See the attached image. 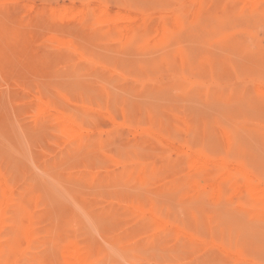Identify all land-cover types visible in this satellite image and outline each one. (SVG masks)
Masks as SVG:
<instances>
[{
    "label": "rangeland",
    "instance_id": "374dc122",
    "mask_svg": "<svg viewBox=\"0 0 264 264\" xmlns=\"http://www.w3.org/2000/svg\"><path fill=\"white\" fill-rule=\"evenodd\" d=\"M1 1L2 262L264 264V0Z\"/></svg>",
    "mask_w": 264,
    "mask_h": 264
},
{
    "label": "bare ground",
    "instance_id": "6f19581e",
    "mask_svg": "<svg viewBox=\"0 0 264 264\" xmlns=\"http://www.w3.org/2000/svg\"><path fill=\"white\" fill-rule=\"evenodd\" d=\"M0 1H1V0H0ZM101 1H102V0H101ZM1 2H2V1H1ZM69 2H70V1H69ZM88 2H90V0H89ZM258 2H259V0H258ZM99 3H100V2H99ZM104 3H105V2H104ZM82 4H83V3H82ZM86 4H88V3H86ZM200 4H201V3H200ZM202 4H203V3H202ZM252 4H253V2H252ZM257 4H258V3H257ZM257 4H256V5H257ZM23 5H25V4H23ZM62 5H64V4H62ZM90 5H91V4H90ZM90 5H89V6H90ZM197 5H198V4H197ZM100 6H101V5H99V8H100ZM102 6H103V5H102ZM253 6H255V5H253ZM0 7H1V6H0ZM22 7H23V6H22ZM61 7H63V6H61ZM73 7H74V6H73ZM81 7H82V6H81ZM196 7H197V6H196ZM23 8H25V7H23ZM23 8H22V9H23ZM41 8H42V7H41ZM43 8H44V7H43ZM65 8H66V7H65ZM68 8H69V7H68ZM79 8H80V7H79ZM79 8H78V9H79ZM97 8H98V6H97ZM249 8H250V7H249ZM262 8H263V7H262ZM29 9H30V7H29ZM66 9H67V8H66ZM73 9H74V8H73ZM101 9H103V8H101ZM126 9H128V8H126ZM202 9H203V8H202ZM250 9H251V8H250ZM250 9H249V10H250ZM256 9H257V8H256ZM43 10H44V9H43ZM58 10H59V9H58ZM62 10H63V9H62ZM103 10H104V9H103ZM30 11H31V10H30ZM41 11H42V10H41ZM52 11H53V10H52ZM52 11H51V13H52ZM66 11H68V10H66ZM80 11H83V10L81 9ZM101 11H102V10H101ZM122 11H123V10H122ZM124 11H125V10H124ZM124 11H123V12H124ZM126 11H128V10H126ZM193 11H194V10H193ZM42 12H43V11H42ZM103 12H104V11H103ZM194 12H195V11H194ZM194 12H193V13H194ZM256 12H257V11H256ZM66 13H67V12H66ZM66 13H65V14H66ZM71 13H72V12H71ZM78 13H79V12H78ZM78 13H77V14H78ZM83 13H84V12H83ZM98 13H99V12H98ZM121 13H122V12H121ZM136 13H138V12H136ZM136 13H135V16H137ZM253 13H254V12H253ZM63 14H64V12H63ZM73 14H74V12H73ZM80 14H82V13H80ZM94 14H95V13H94ZM117 14H119V13H117ZM117 14H116V19H117ZM127 14H129V11H128V13L125 14V16H127ZM35 16H36V14H35ZM70 16H71V14H70ZM78 16H79V14H78ZM100 16H101V13H100ZM119 16H122V14H119ZM133 16H134V14H133ZM140 16H141V13H140ZM140 16H139V17H140ZM191 16H192V14H191ZM36 17H37V16H36ZM40 17L42 18V14H41V16L38 17V20H39V21L41 20ZM63 17H64V16H63ZM66 17H67V16H66ZM74 17H75V16H74ZM127 17H129V16H127ZM127 17H126V18H127ZM194 17H195V13H194ZM21 18H23V17H21ZM67 18H68V17H67ZM118 18H119V17H118ZM136 18H137V17H136ZM136 18H133V19H136ZM146 18H147V17H146ZM146 18H145V19H146ZM199 18H201V16H200ZM199 18H198V19H199ZM2 19H3V18H2ZM18 19H19V18H18ZM27 19H28V18H27ZM27 19H26V20H27ZM78 19H79V18H78ZM121 19H123V18H121ZM124 19H125V17H124ZM130 19H131V18H130ZM130 19H128V21H130ZM142 19H143V18H142ZM198 19H197V20H198ZM14 20H15V19H14ZM16 20H17V19H16ZM24 20H25V16H24ZM32 20H33V18H32ZM36 20H37V18H36ZM73 20H74V19H73ZM117 20H118V19H117ZM158 20H159V19H158ZM166 20H167V19H165V20H163V21L165 22ZM176 20H177V19H176ZM195 20H196V19L194 18V21H195ZM3 21L6 22L5 19H3ZM20 21H21V19H20ZM20 21H19V22H20ZM81 21H82V19L80 20V22H81ZM100 21H101V20H100ZM125 21H126V20H125ZM134 21H135V20H134ZM144 21H145V20H144ZM144 21H143V23H144ZM167 21H168V20H167ZM4 22H3V23H4ZM13 22H14V21H13ZM17 22H18V21H16L15 24H16ZM25 22H26V24H27V21H25ZM80 22H79V23H80ZM118 22H119V21H118ZM141 22H142V21H141ZM168 22H170V21H168ZM173 22H174V20H173ZM181 22H183V21H181ZM181 22H180V24H181ZM203 22H204V21H203ZM6 23L8 24V23H10V22L8 21V22H6ZM21 23H23V21H21ZM21 23L19 24V26H20V25L22 26ZM33 23H34V22H33ZM77 23H78V22H77ZM98 23H99V22H98ZM107 23H108V22H107ZM110 23H111V22H110ZM122 23H123V21H122ZM134 23H135V22H134ZM148 23H149V21L147 22V24H148ZM157 23H158V21H157ZM7 24H6V25H7ZM12 24H13V25H12ZM12 24H11L12 26L15 25L14 23H12ZM26 24H24V26H25ZM36 24H38V23H36ZM80 24H82V23H80ZM137 24H138V23H137ZM161 24H162V23H161ZM192 24H193V23H192ZM27 25H29V26L31 25V26H32L31 22H30L29 24H27ZM114 25H115V24H114ZM134 25H135V24H134ZM145 25H146V24H145ZM3 26H4V25H3ZM15 26H16V25H15ZM34 26H36V25H34ZM101 26H103V25H99V27H101ZM106 26H107V25H106ZM112 26H113V25H111V27H112ZM116 26H118V23L116 24ZM124 26H126V25L124 24ZM128 26H129V25H128ZM135 26H136V25H135ZM146 26H147V28H148V25H146ZM172 26H173V24H172ZM178 26H179V25H178ZM16 27H18V26H16ZM25 27H26V26H25ZM107 27H108V26H107ZM122 27H123V26H122ZM133 27H134V26H133ZM144 27H145V26H144ZM144 27H143V28H144ZM179 27H180V26H179ZM179 27L177 28V30L179 29ZM204 27H205V26H204ZM2 28H4V27H2ZM11 28H12V27H11ZM97 28H98V27H97ZM119 28H120V27H119ZM143 28H142L141 30H144V29L146 30V28H144V29H143ZM175 28H176V27H174V29H175ZM28 29H30V28L28 27ZM102 29H103V28L101 27V30H102ZM108 29H109V28H108ZM137 29H138V28H137ZM139 29H140V28H139ZM151 29H152V28H151ZM157 29H158V28H157ZM10 30H11V29H10ZM21 30H22V29H20V33H21ZM96 30H98V29H96ZM96 30H95V31H96ZM101 30H100V31H101ZM153 30H156V27H155V29L153 28ZM153 30H152V33H153V32H155V33L157 32V30H156V31H153ZM172 30H173V29H172ZM175 30H176V29H175ZM177 30H176V33H180V30H179V32H178ZM186 30H187V29H186ZM26 31H27V30H26ZM30 31H31V29L28 30L29 33H30ZM89 31H90V33H91V30H89ZM107 31H108V30H107ZM164 31H165V30H164ZM164 31H163V32H164ZM197 31H198V29H197ZM23 32L26 33L24 29H23ZM31 32H32V31H31ZM59 32H60V31H59ZM84 32H85V31H84ZM96 32H97V31H96ZM119 32H120V29H119ZM144 32H145V31H144ZM146 32H147V31H146ZM168 32H169V31H168ZM187 32H188V30H187ZM209 32H210V31H209ZM60 33H62V32H60ZM88 33H89V32H88ZM90 33H89V35H92V33H91V34H90ZM110 33H111V32H110ZM112 33H113V32H112ZM158 33H159V32H158ZM0 34H1V33H0ZM21 34H23V33H21ZM21 34H20V35H21ZM33 34H34V33H33ZM46 34H47V35L49 34V36H50V33H47V32H46L45 35H46ZM53 34H54V33H52V35H53ZM55 34H56V33H55ZM55 34H54V35H55ZM94 34H95V33H94ZM94 34H93V35H94ZM133 34H134V33H133ZM162 34L164 35L165 33H162ZM184 34H185V33H184ZM3 35H4V37H5V34H3ZM3 35H2V36H3ZM6 35H7V34H6ZM8 35H9V34H8ZM10 35H11V34H10ZM10 35H9V36H10ZM24 35H26V34H24ZM24 35H23V38H24V37L26 38V36H24ZM104 35H106V34L103 32V35H102V36H104ZM117 35H118V34H117ZM156 35H157V34H155L154 37H156ZM198 35H199V34H198ZM0 36H1V35H0ZM29 36H30V34H29ZM34 36H35V35H34ZM43 36H44V35H43ZM94 36H95V35H94ZM107 36H108V35H107ZM120 36H121V34H120ZM126 36H129V32H128V35H127V31H126ZM131 36H132V35H131ZM131 36H130L129 39H131ZM133 36H134V35H133ZM164 36L167 37V34L164 35ZM176 36H177V34H176ZM176 36H175V37H176ZM180 36H182V37H181L182 40H180L181 42H183V37H184V38L187 37V36L185 37V35H183V33H182ZM20 37H21V36H20ZM20 37H19V38H20ZM35 37H36V36H35ZM44 37H45V36H44ZM44 37H41V40H42V38H44ZM51 37H54V36H51ZM51 37H50V38H51ZM86 37H89L88 34L86 35ZM23 38H22V39H23ZM38 38H39V40H40V37H36V39L33 37L32 40H37V41H38ZM54 38H57V37H54ZM163 38H164V37H163ZM168 38H169V36H168ZM178 38L180 39L179 36H178ZM7 39H8V38H7ZM20 39H21V38H20ZM20 39H19V40H20ZM44 39H46V38H44ZM44 39H43V41H44ZM47 39H48V38H47ZM52 39H53V38H52ZM62 39H63V37H62ZM85 39H86V38H85ZM87 39H88V38H87ZM124 39H125V35H124ZM126 39H128V38H126ZM132 39L134 40L133 37H132ZM137 39H139V38L137 37ZM137 39H136V41H137ZM164 39H165V38H164ZM170 39H171V38H170ZM186 39H187V38H186ZM186 39H185V40H186ZM0 40H1V39H0ZM17 40H18V39H17ZM25 40H27V43H29L28 45L30 46V42H28L29 37H28V39H25ZM32 40L30 39L31 44L33 43ZM53 40H54V39H53ZM53 40H52V41H53ZM55 40H56V39H55ZM55 40H54V42H55ZM120 40H121V39H120ZM175 40H177V39L175 38ZM10 41H11V40H10ZM10 41H9V42H10ZM21 41H22V40H20V42H21ZM52 41H51V43H52ZM131 41H132V40H131ZM159 41H160V40H159ZM159 41H158V43L161 42V41H160V42H159ZM178 41H179V40H178ZM186 41H188L187 44H186ZM186 41L184 42L186 45H188V46H191V45H192V47L188 48L189 51H188V49L186 48L187 46H184V45H183L184 48L187 49V52H190V55H191V54H192V55H193V54L196 55V52H197V51L199 52V47H200V46H202V47H201L202 49L200 48V50H202V52H203V47H204L203 45H200V46H197V47H196V46H193V44H190L191 41H189V39H187ZM1 42H3V41L1 40ZM24 42L26 43V41H24ZM24 42H23V43H24ZM39 42H40V41H39ZM45 42H47V41L45 40ZM45 42H44V44H45ZM117 42L122 44L124 41H123V42H121V41H120V42L117 41ZM117 42H116V43H117ZM137 42H139V40H138ZM181 42H180V43H181ZM198 42H199V40H197V44H198ZM3 43H4V42H3ZM3 43H2V44H3ZM40 43H41V42H40ZM49 43H50V42H49ZM57 43H59V42H57ZM69 43H70V42H69ZM116 43H114V44L116 45ZM151 43H152V42H151ZM151 43H150L151 46L154 45V44H151ZM154 43H155V42H154ZM158 43H157V45H158ZM161 43H164V42H161ZM161 43H160V45H162ZM184 43H182V44H184ZM33 44L35 45V41H34ZM44 44H43V42H42V45H44ZM46 44H47V43H46ZM52 44H53V43H52ZM52 44H51V45H52ZM77 44H78V43H77ZM133 44H134V43H133ZM197 44H196V45H197ZM23 45H24V44H23ZM51 45H50V46H51ZM53 45H54V44H53ZM56 45H58V44H56ZM61 45H63V47H64V43L61 44ZM81 45H82V44H81ZM103 45H104V44H103ZM112 45H113V44H112ZM122 45H123V44H122ZM134 45H135V44H134ZM163 45H164V44H163ZM194 45H195V44H194ZM29 46H28V47H29ZM35 46H36V45H35ZM50 46H49V47H50ZM70 46H71V43H70ZM70 46H69V47H70ZM76 46H78V45H76ZM79 46H80V45H79ZM125 46H126V47H125ZM135 46H136V45H135ZM140 46H141V44H140ZM166 46H167V45H166ZM15 47H16V44H15ZM56 47H57V46H56ZM65 47H66V46H65ZM80 47H81V48H84V46H80ZM80 47H79V48H80ZM119 47H120V46H119ZM121 47H122V46H121ZM156 47H157V46H155V48H156ZM172 47H173V46H172ZM195 47L197 48V51H196ZM207 47H209V46H207ZM26 48H27V47H25V49H26ZM37 48H38V47H37ZM75 48H77V47H75ZM91 48H92V47H91ZM91 48H90V49H91ZM124 48H127V45H124ZM124 48H123V49H124ZM134 48H138V47H134ZM152 48H154V47L152 46ZM152 48H151V49H152ZM162 48H163V47H162ZM167 48H168V47H167ZM174 48H175V47H174ZM191 48H194L195 51H194V50H191ZM25 49H24V50H25ZM27 49H28V48H27ZM27 49H26V50H27ZM47 49H48V46H47ZM56 49H58V47H57ZM63 49H64V48H63ZM67 49H69V48H67ZM67 49H65V50H67ZM84 49H85V52L90 50V49H89V50L86 49V47H85ZM84 49H80V54L82 53L81 50H84ZM113 49H114V48H113ZM142 49H143V47H142ZM168 49L171 50L170 46H169ZM205 49H206V47H205ZM205 49H204V50H205ZM20 50H21V48H20ZM48 50H50V49H48ZM77 50H78V48H77ZM77 50H76V53L78 52ZM127 50L130 51V48L128 47ZM133 50H134V49H133ZM157 50H158V49H157ZM159 50H160V49H159ZM161 50H162V49H161ZM27 51H28V50H27ZM32 51H34V50L32 49ZM52 51H53V50H50V52H51L53 55H55V54H54V51H53V52H52ZM56 51H57V50H56ZM70 51H71V54L76 55V54H75V51H74V52H72V50H70ZM70 51L68 50L67 52L70 53ZM109 51H112V50L109 49ZM109 51H108V52H109ZM114 51H115V50H114ZM129 51H126V52H129ZM134 51H135V50H134ZM163 51H164V50H163ZM163 51H162V52H163ZM191 51H192V53H191ZM22 52H23V51H22ZM34 52H35V51H34ZM37 52H38V51H37ZM48 52H49V51H48ZM58 52H59V51H58ZM60 52H61V51H60ZM85 52H84V53H85ZM89 52H91V50H90ZM112 52H113V51H112ZM112 52H111V53H112ZM124 52H125V50H124ZM124 52H123V53H124ZM165 52H166V51H165ZM27 53H28V52H27ZM42 53H43V52H42ZM51 53L46 54V55H52ZM86 53H87V52H86ZM117 53L119 54L120 51H118ZM117 53H116V54H117ZM169 53H170V52H169ZM33 54H34V53H33ZM56 54H57V52H56ZM77 54H78V53H77ZM90 54H91V53H88L89 57H91ZM118 54H117V55H118ZM156 54H157V53H156ZM186 54H187V53H186ZM23 55L25 56V54H23ZM29 55H30V53H29ZM34 55H35V54H34ZM34 55H33V56H34ZM41 55H42V54H41ZM53 55H52V56H53ZM74 55H73V56H74ZM107 55H108V53H107ZM117 55H115V56H117ZM142 55H144V54H142ZM182 55H183V54H182ZM188 55H189V53L187 54V57H190V55H189V56H188ZM195 55H194V56H195ZM31 56H32V55H31ZM33 56H32V57H33ZM35 56H36V55H35ZM43 56H44V57H47V56H45V55H43ZM55 56H56V55H55ZM76 56H78V55H76ZM81 56L83 57V56H85V54L82 53ZM149 56H150V55L148 54V57H149ZM167 56H168V55H167ZM210 56H211V54H210ZM32 57H31V58H32ZM37 57H38V54H37ZM44 57H43V59H44ZM168 57L170 58V56H168ZM27 58H28V56H27ZM75 58H76V57H75ZM78 58H79V57H78ZM83 58H84V57H83ZM86 58H88V56H87ZM86 58H84V59H86ZM151 58H152V57H151ZM156 58H157V57H156ZM156 58H154V60H155ZM180 58H181V56H180ZM192 58H193V57H192ZM29 59H30V58H29ZM147 59H148V58H147ZM188 59H189V58H188ZM212 59H213V58H212ZM212 59H211V60H212ZM75 60H76V59H75ZM86 60H87V59H86ZM92 60H93V59H92ZM184 60H185V59H184ZM45 61H46V59H45ZM48 61H50V59H49ZM48 61H47V62H48ZM148 61H149V60H147V62H148ZM151 61H152V60H151ZM185 61H186V60H185ZM52 62H53V61H52ZM67 62L69 63V61H67ZM84 62H85V61H84ZM95 62H96V61H95ZM95 62H94V63H95ZM152 62H153V61H152ZM32 63L35 64V63H36V60H35V61H32ZM74 63H75V61H74ZM74 63H73V64H74ZM87 63H89V62H87ZM97 63H100V62H96V64H97ZM154 63H155V62H154ZM164 63H165V62H164ZM180 63H181V62H180ZM184 63H185V62H184ZM211 63H213V62H211ZM34 64H33V65L31 64V65L34 66ZM49 64H50V63H49ZM77 64H78V63H77ZM100 64H101V63H100ZM147 64H149V63H147ZM181 64H182V63H181ZM43 65H44V64L42 63V65H39V66H43ZM84 65H85V64H84ZM103 65H104V64H103ZM149 65H150V64H149ZM36 66H37V65H36ZM47 66H48L47 68H48V70H49V65H47ZM70 66H71V65H70ZM72 66H74V65H72ZM72 66H71V67H72ZM79 66H81V65H79ZM91 66H94V65L91 64L89 67H91ZM137 66H138V64H137ZM142 66H143V65H142ZM153 66H155V65H153ZM37 67H38V66H37ZM45 67H46V65H45ZM96 67H98V66H96ZM101 67H102V66H101ZM103 67H104V66H103ZM263 67H264V66H263ZM18 68L20 69V71H21V70L23 71V69H21L20 67H18ZM18 68H17V69H18ZM41 68H43V67H41ZM47 68H46V69H47ZM50 68H51V66H50ZM78 68L80 69V67H78ZM146 68H147V66H146ZM148 68H149V67H148ZM156 68H157V67H156ZM70 69H71V68H70ZM104 69H105V67H104ZM150 69H151V68H150ZM27 70H28V69H27ZM27 70H26V71H27ZM110 70H111V69H110ZM152 70H153V69H152ZM22 71H21V73H23V74H24V73L27 74V73L30 72V71L24 72L25 70H24L23 72H22ZM34 71H35V70H34ZM37 71H39V69H37ZM45 71H47V70H45ZM113 71H114V69H113ZM141 71H142V69H141ZM72 72H73V71H72ZM74 72H75V71H74ZM120 72H121V71H120ZM154 72H156V71L154 70ZM154 72H153V73H154ZM36 73H37V72H36ZM76 73H77V72H76ZM114 73H116V71H114ZM30 74H31V73H30ZM30 74H29V75H30ZM32 74H33V71H32ZM117 74H118V70H117ZM120 74H121V73H119V75H120ZM121 75H122V74H121ZM124 77H125V76H124ZM121 78H122V77H121ZM25 80H26V79L24 78L23 81H25ZM1 81H2V80L0 79V82H1ZM27 81H28V80H27ZM27 81H26V82H27ZM19 82H21V79H20ZM26 82H25V84H27ZM29 83H30V82H29ZM66 83H67V82H66ZM8 84H9V83H8ZM22 84H23V83H22ZM1 85H3V83H2ZM23 85H24V84H23ZM18 86L20 87V83H19ZM26 86H27V88H28L29 85L27 84ZM26 86H24V87H26ZM0 87H2V86H0ZM24 87H23V88H24ZM29 87H30V86H29ZM33 87H34V85H33ZM6 88H7V87H6ZM27 88H26V89H27ZM73 89H74V88H73ZM259 89H260V88H259ZM0 90H1V88H0ZM4 91H5V90H4ZM4 91H3V93H4ZM33 91H34V88H33ZM6 92L8 93V90H6ZM262 92H264V91L262 90ZM262 92H261V94H262ZM28 93H29V92H28ZM30 93L33 95V93H32L31 91H30ZM37 94H38V93H37ZM242 94H243V93H242ZM35 95H36V94H35ZM37 96H38V95H37ZM74 96H75V95H74ZM242 96H243V95H242ZM30 97H31V96H30ZM40 97H41V96H40ZM40 97H39V98H40ZM43 97H44V96H43ZM21 98H22V97L20 96V99H21ZM23 98H24V97H23ZM35 98H36V97H35ZM52 98H53V97H52ZM18 99H19V98H18ZM44 99H45V98H44ZM241 99H242V98H241ZM23 100H24V99H23ZM19 101H20V100H19ZM19 101H18V102H19ZM45 101H46V99H45ZM45 101H44V102H45ZM30 102H32V101H30ZM30 102H28V103H30ZM47 102H49V100H47ZM53 103H54V102H53ZM50 104H51V103H50ZM35 105H36V104H35ZM43 105H44V104H43ZM55 105H56V104H55ZM57 105H58V104H57ZM60 106H61V105H60ZM34 107H35V106H34ZM52 107H53V106H52ZM58 107H59V106H58ZM61 107H62V106H61ZM27 108L29 109L28 106H27ZM35 108H36V107H35ZM41 108H42V107H41ZM41 108H39V110H41ZM45 108H46V106H45ZM55 108H56V109H55ZM55 108L53 107V109H55V111H56L58 108H57L56 106H55ZM246 108H247V107H246ZM31 109H32V106H31ZM43 109H44V108H43ZM49 109H50V107H49ZM62 109H64V108H62ZM197 109H200V108L197 107ZM36 110H37V109H36ZM39 110H38V111H39ZM38 111H37V116H38ZM44 111H45V110H44ZM44 111H43V112H44ZM49 111H50V110H49ZM68 112H69V111H68ZM44 113H45V112H44ZM48 113H49V112H48ZM45 114H46V113H45ZM32 115H33V114H32ZM41 115H42V114H41ZM41 115H40V116H41ZM70 115H71V114H70ZM27 116H28V115H27ZM40 116H39V117H40ZM47 116H48V114H47ZM49 116H50V113H49ZM51 116H52V115H51ZM58 116H59V115H58ZM210 117H212V116L210 115ZM31 118H33V117L31 116ZM48 118H49V117H48ZM48 118H46V119H48ZM50 118H51V117H50ZM68 118H69V117H68ZM33 119H36V118H33ZM41 119H42V118H41ZM51 119H53V118H51ZM63 119H64V118H63ZM65 119H66V118H65ZM65 119H64V120H65ZM69 119H70V118H69ZM69 119H68V120H69ZM55 120H56V119H55ZM61 120H62V118H61ZM68 120H66V126L68 125V123H69L70 125L72 124L70 121L68 122ZM39 121L43 122V119H42V120H39ZM49 121L52 122L53 120H50V119H49ZM49 121H48V122H49ZM41 122H40V123H41ZM48 122L45 121V123H47L48 126H50L51 124L48 123ZM55 122H56V121H55ZM55 122H54V123H55ZM67 122H68V123H67ZM32 123H33V122H32ZM60 123H61V121H60ZM33 124H34V123H33ZM41 124H42V123H41ZM52 124H53V123H52ZM31 126H32V125H31ZM33 126H34V125H33ZM33 126H32V127H33ZM66 126H65V128H67ZM32 127H30V128L32 129ZM36 127H37V125H36ZM46 127H47V126H46ZM51 127H52V126H51ZM70 128H72V126H71ZM33 129H35V128H33ZM63 129H64V128H63ZM67 129H68V128H67ZM67 129H66V130H67ZM64 130H65V129H64ZM69 130H70V129H69ZM67 131H68V130H67ZM70 131H72V129H71ZM221 131H222V130H221ZM73 132H74V131H73ZM85 132H86V131H85ZM53 134H54V133H53ZM66 134H67V133H66ZM72 134H73V133H72ZM38 135H39V133H38ZM225 135H226V134H225ZM67 136H68V135H67ZM69 137H70V136H69ZM69 137H68V138H69ZM76 137H77V136H76ZM72 139H74V137H73ZM1 140H2V139H1ZM70 140H71V139H70ZM88 140H89V139H88ZM68 141H69V139H68ZM83 142H84V141H83ZM205 142H206V140H205ZM6 145H7V144H6ZM80 146H81V145H80ZM83 146H84V144H83ZM81 148H82V146H81ZM207 151H208V150H207ZM196 158H197V157H196ZM199 159H200V158H199ZM200 160H201V159H200ZM208 160H209V159H208ZM195 161H196V160H195ZM198 161H199V160H198ZM170 163H171V162H170ZM200 163H201V162H200ZM195 165H196V164H195ZM197 165H198V164H197ZM206 165H208V164H206ZM212 165H213V164H212ZM212 165H211V166H212ZM199 166H200V165H199ZM216 166H218V164H217ZM201 167H204V166H201ZM209 167H210V165H209ZM206 168H207V167H206ZM206 168H204V169L206 170ZM222 168H225V167H222ZM229 168H230V167H229ZM232 168H233V166H232ZM33 169H34V168H33ZM204 169H202V170L205 171ZM240 169H241V168H240ZM95 170H96V169H95ZM95 170H94V171H95ZM200 170H201V169H200ZM215 170H216V169H215ZM220 170H222V169H220ZM220 170H218V171H220ZM224 170H225V169H224ZM227 170H228V169H227ZM90 172H91V171H90ZM132 172H133V171H132ZM151 172H152V171H151ZM193 172H194V171H193ZM198 172H199V171H198ZM152 173H153V172H152ZM191 173H192V172H191ZM147 174H148V172H147ZM234 174H235V173H233V177L235 178L236 176H234ZM148 175H149V174H148ZM235 175H236V174H235ZM206 176H207V175H206ZM90 177H91V176H90ZM143 177H146V175L143 176ZM143 177H142V178H143ZM216 177H217V176H216ZM216 177H215V180H216ZM227 177H228V178L232 177V174H231L229 171H223L221 178H227ZM87 178H89V177L87 176ZM240 178H241V177H240ZM89 179H90V178H89ZM199 179H201V178H199ZM199 179H198V180H199ZM202 179L204 180V177H203ZM202 179H201V181H202ZM206 179H207V178H206ZM217 179H218V178H217ZM219 179H220V178H219ZM242 179H243V176H242ZM141 180H143V179H141ZM233 180H234V179H233ZM236 180H237V178H236ZM243 180H244V179H243ZM243 180H242V181H243ZM199 181H200V180H199ZM199 181H198V182H199ZM216 181H217V180H216ZM234 181H235V180H234ZM234 181L231 182V183L234 184ZM251 181H252V180H251ZM194 182H195V180H194ZM243 182H244V181H243ZM252 182H253V181H252ZM254 182L256 183V181H254ZM196 183H197V182H196ZM217 183H218V181L216 182V184H217ZM145 184H146V183H145ZM145 184H144V185H145ZM197 184H198V183H197ZM206 184H207V183H206ZM219 184H221V182H219ZM225 184H226V183H225ZM242 184H243V183H242ZM260 184H261V183H260ZM148 185H149V184H148ZM207 185H208V184H207ZM199 186H200V185H199ZM199 186H198V187H199ZM212 186H213V185H212ZM224 186H226V185H224ZM238 186H239V185H238ZM215 187H216V186H215ZM221 187H223V186H221ZM228 187H229V186H228ZM246 187H247L248 189H250L252 199H253V197H254L256 203H260V202H263V203H264V189H261V188L258 186V184H257V186L254 187V186H252V185H250V184L247 183V184H246ZM229 188H230V187H229ZM219 189L221 190V188H218L217 190H219ZM222 189H223V188H222ZM94 190H95V189H94ZM246 190H247V189H246ZM92 191H93V190H92ZM221 191H222V190H221ZM213 192L216 193L215 190H214ZM245 194H246V193H245ZM245 194H242V195H245ZM7 197H8V196H7ZM7 197L3 195L2 199L0 200V226H1V223H2V220H1V219L4 217V213H5L6 205H7V203L9 202V199H7ZM131 200H132V199H131ZM131 200H129V201H131ZM131 202H133V200H132ZM121 203H122V202H121ZM227 203H228V202H227ZM123 204H124V203H123ZM128 204H129V202L127 203V205H128ZM58 205H59V204H58ZM124 205H125V204H124ZM130 205H131V204H130ZM148 205H149V204H148ZM190 205H191V204H190ZM262 205H263V204H262ZM142 207H143V206H142ZM142 207H141V208H142ZM137 209H138V208H137ZM139 209H140V208H139ZM149 210H150V208H149ZM151 210H152V209H151ZM53 211H54V210H53ZM257 211H258V210H257ZM263 211H264V210H263ZM151 212H152V211H151ZM141 214H143V213H141ZM151 214H152V213H151ZM84 215H85V214H84ZM100 216H101V215H100ZM103 217H104V216H103ZM134 217H135V216H134ZM55 219H56V218H55ZM133 219H134V218H133ZM102 220H103V219H102ZM134 220H135V219H134ZM95 221H96V220H95ZM27 224H28V223H27ZM97 224H98V223H97ZM27 226H28V225H27ZM98 226H99V224H98ZM98 228H99V227H98ZM88 229H89V226H88ZM26 230H27V229H26ZM90 230H91V229H90ZM88 231H89V230H88ZM26 232L28 233V231H26ZM85 232H86V230H85ZM90 232H91V231H90ZM90 232H89V233H90ZM92 234H93V233H92ZM26 235H27V234H26ZM28 235H29V234H28ZM28 235H27V236H28ZM76 235H77V234H76ZM5 236H6V235H5ZM24 238H25V235H24ZM129 238H130V237H129ZM2 239H3V238H2ZM2 239H1V241H2ZM13 240H15V239H13ZM144 240H145V239H144ZM1 241H0V264H4V263L2 262V255H3V253L5 252V250L8 249L9 247L7 248L6 245H4ZM130 241H131V240H130ZM10 242H11V241H10ZM10 242H8V243L10 244ZM15 242L18 243L17 241H15ZM132 242H133V241H132ZM229 242H230V240H229ZM9 244H8V245H9ZM11 244H12V243H11ZM75 246H76V245H75ZM217 247H218V246H217ZM49 248H50V247H49ZM67 249H68V248H67ZM71 249H72V248H71ZM112 249H113V247H112ZM63 250H64V249H63ZM63 250L61 249V251H59V253L61 252V254H62V253H63ZM68 251H69V249H68ZM106 251H107V250H106ZM65 252H66V251H65ZM92 252H93V251H92ZM110 252H111V250H110ZM59 253H58V254H59ZM61 254H60V255H61ZM65 254H66V253H64V255H65ZM111 254H112V253H111ZM122 254H123V253H122ZM122 254H121V255H122ZM65 256H66V255H65ZM60 257H61V256L58 257V260H60V259H59ZM67 257L69 258V261L71 262V264H82V262H81V257H80V250H79L78 247H77V249H76V248H75V249L73 248L69 253H67ZM91 259H92V258H91ZM5 264H6V263H5Z\"/></svg>",
    "mask_w": 264,
    "mask_h": 264
}]
</instances>
